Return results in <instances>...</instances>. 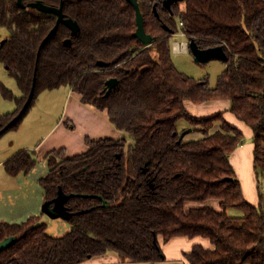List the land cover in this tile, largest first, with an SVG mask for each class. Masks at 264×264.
<instances>
[{
  "label": "trees",
  "instance_id": "trees-1",
  "mask_svg": "<svg viewBox=\"0 0 264 264\" xmlns=\"http://www.w3.org/2000/svg\"><path fill=\"white\" fill-rule=\"evenodd\" d=\"M60 8L81 28L73 37L58 17L17 0H0V28L9 32L0 46V63L21 96L1 85V95L17 108L0 117V135L16 131L40 94L70 88L80 102L107 112L121 138L86 140L84 154L48 153L40 181L45 201L60 189L70 199L66 235L55 238L41 217L0 224V243L16 239L0 252V264H81L107 253L127 263L157 264L164 257L159 239H209L214 248L195 246L188 264H264V191L258 207L244 199L231 157L245 140L224 113L196 118L187 103L229 102L230 113L253 131L254 169L264 186V0H184L170 10L163 0H137L154 44L146 47L134 34L136 12L128 0H24ZM185 4L184 11L180 5ZM156 6V11L154 7ZM184 25L179 28L180 24ZM184 34L199 49L223 47L226 70L216 88L209 78L185 75L175 66L172 38ZM70 39L72 45L65 42ZM47 40V41H46ZM190 54V47H189ZM118 81L112 92L107 83ZM199 138L180 140V121ZM130 138L132 141L129 142ZM38 165L36 151L12 156L4 164L10 177L27 176ZM220 201V211L190 209V202ZM231 210L243 214L228 215Z\"/></svg>",
  "mask_w": 264,
  "mask_h": 264
},
{
  "label": "crops",
  "instance_id": "crops-1",
  "mask_svg": "<svg viewBox=\"0 0 264 264\" xmlns=\"http://www.w3.org/2000/svg\"><path fill=\"white\" fill-rule=\"evenodd\" d=\"M180 8L182 11H184L185 4H181ZM182 35L184 34L182 33ZM184 38L186 37L184 36ZM172 45L173 53L189 52V41H182L180 43L177 41L174 44L172 43ZM16 86L14 87L10 83L9 87H5L6 89L11 88L9 90L13 91V93L15 92V90H17L20 95L17 96L15 93L14 94L16 97H20L21 91ZM62 89L63 88L54 91L59 92ZM66 89L67 92L64 94L63 97L64 109L62 115L60 116L61 118L55 123L53 127L46 129L44 132L40 133L42 127H37L32 131L26 129L25 132H20L23 137L22 141L19 143V146L22 147L19 152L35 150L37 154V162H42V160L44 161V157L48 153L61 150H65L67 152V156L71 158L75 155L86 153V151L88 150V145H86L87 139L99 141L100 139L105 138L118 139L123 137L124 134L120 130H117L115 126L110 123L109 115L107 114V112L98 111L90 105H83L82 102H80V96L78 94L73 92L70 88ZM54 91H51L50 93H53ZM2 102L3 100L0 97V104H2L0 105V109L4 107ZM8 104L9 105L5 109L7 110V112L1 113L0 117L6 114H10L11 112L16 110V104H14L12 101H10ZM186 108L188 110V113L199 119L214 116L217 115V113H224L225 121L230 126H234L243 133L245 142L241 146H239L237 150H235V152L233 153L231 157V165L236 171L237 178L239 179L240 184L242 185L244 199H246L247 202L251 205L258 207L260 203L259 193L260 189L263 188V181L261 180V178H259V176L257 175V171L254 169L253 152L255 145L253 140L252 129L249 126H246L241 121H239L234 114L230 113L229 102L216 101L202 105H194L193 103L188 102ZM178 128L180 132L184 133V131L186 132L192 127H190L189 123L187 124L185 121L182 120L178 123ZM18 153H15L14 155ZM12 156H9L7 159L2 158L0 161V168H4L5 162L8 159L12 158ZM46 175L44 177H46ZM2 177L4 179L2 186H0V201H3L4 203L10 204L12 206H14L16 202L24 203L26 207V210H24V212L22 213L18 214V212H14V214H12L11 216L12 220H7L8 223L10 222L13 225L19 224V221L16 220H21L25 218V221L21 222L24 223L29 220V218L32 216L41 217L43 222L46 219H49L43 213V204L46 202L44 198V193H42L41 190L39 191L37 186V183H40L42 179L34 181L36 182L35 186L37 188L35 190L33 189L30 191L28 189V185L31 183V181H29V178L27 176L10 177L5 171ZM21 178H26L25 180H22V185L24 187L21 186V182L19 181V179ZM228 215H230V217L232 218H240L243 216V214H241V212L237 210L229 211ZM64 222L67 223V225L66 223H64V228L69 231L70 225L67 221ZM46 225L48 226V224ZM159 246L161 247L164 260L163 262L157 264H188V260H186V255L190 254L195 246H202L205 250H212L214 248L213 244H211L209 239H204L201 237L191 239L187 237H176L168 242L164 241L163 238H161L159 239ZM81 264L131 263L122 261L119 255L115 253H107L103 256L90 258L89 260L82 262Z\"/></svg>",
  "mask_w": 264,
  "mask_h": 264
},
{
  "label": "rangeland",
  "instance_id": "rangeland-1",
  "mask_svg": "<svg viewBox=\"0 0 264 264\" xmlns=\"http://www.w3.org/2000/svg\"><path fill=\"white\" fill-rule=\"evenodd\" d=\"M8 37H9L8 30H6L5 28H0V44L2 42L6 41L8 39ZM172 40H173L172 41L173 44L177 41L179 43L182 41L188 42V39L184 38V36L182 35V32L180 30H179V33L173 37ZM172 54H173V61L175 63V66L177 67V69H179L180 72H182L185 75H188L189 77L194 78L196 80H201L205 76H207L209 78V83L211 84V88H216V85L218 83L217 80H218L219 76L226 70V67L222 61L215 60V61H212V62H209L206 64L197 65L195 63V59H194L193 54H190V52H185V53H175L174 52L173 53V51H172ZM10 83L12 84V86H14V87L16 86L15 80L10 76V74L7 73L5 68L0 63V85L4 84L6 87H9ZM9 89H11V88H9ZM16 91L17 90H15L14 93L17 96L20 95V93L18 91L17 92ZM66 92H67V89L63 88L59 92H56V91H54L53 93L44 92V93L40 94L39 98L35 102L36 105L31 110L29 115L26 116V119L22 123L20 128L16 131H11V132L7 133L4 137H2L0 139V161L2 158L7 159L9 156H12L15 153H18L19 150L22 149V147L19 146V143L22 141V137H23V135L20 134V132L23 133L26 131V129H29V131H32V130L36 129L37 127H39V128L42 127V129L40 131V133H41V132H44L46 129L51 128L55 125V123L61 118L60 116L63 113V109H64L63 97H64V94ZM0 97L3 100L2 103L4 105V107L2 109H0V115H1V113L7 112V110H5V109L9 105L8 104L9 101L5 100L2 97L1 93H0ZM0 105H2V104H0ZM14 109H15V107H14ZM2 110H5V111H2ZM192 131H193V129H192ZM188 135H187L188 139L199 138L198 134H196V133H194V134L189 133ZM38 137H40V136H38ZM36 140H38V139H36ZM128 140H130L129 142L132 141L130 138H128ZM33 151H35V150H33ZM4 173H5V168H0V186H2V183H3L4 178L2 176L4 175ZM46 173H48L47 162H45L43 160H42V162L39 161L37 167L33 171H31L30 173L27 174L29 181H31V183L28 185L29 186L28 189L30 191L33 189L35 190L37 187L35 186L36 182H34V181L41 180L46 175ZM20 176H25V175H20ZM25 179L26 178L19 179V181L21 182V186H23L22 180H25ZM261 180H262V178H261ZM32 182H33V184H32ZM37 186H38V190L42 191L39 182L37 183ZM262 191H264V186H263ZM10 193H12V192H10ZM42 193H44V191H42ZM219 203H220V201L218 202L216 200H208V201H205V203L190 202L186 206V211L189 212L190 209H192V208L193 209H205L207 207L211 208L215 211H220ZM25 208L26 207H25L24 203L16 202L14 204V206H12L10 204L4 203L3 201H0V222L1 223L2 222L8 223L9 220L10 221L12 220L11 216H12V214H14V212H18V214L22 213V212H24V210H26ZM17 217H18V215H17ZM24 219L25 218H23L21 220L17 219L16 221H19L18 223H21V222L25 221ZM64 221L65 220H62V219H58V220L46 219L44 222L42 220V223L48 224L49 234L51 236H53L55 238H59V237L66 235V233L68 232V230H66L63 226L64 223H66ZM66 225H67V223H66Z\"/></svg>",
  "mask_w": 264,
  "mask_h": 264
},
{
  "label": "water",
  "instance_id": "water-1",
  "mask_svg": "<svg viewBox=\"0 0 264 264\" xmlns=\"http://www.w3.org/2000/svg\"><path fill=\"white\" fill-rule=\"evenodd\" d=\"M18 1V6L21 9H32L35 11H39L45 14H54L58 17L57 23L55 25V27L53 28L51 34L48 36L47 40L52 38L53 36H55L58 32V28L60 25H63L65 27H68L71 32H72V36L76 37L78 36V34L81 31V28H79V25L71 20V19H66L65 18V14H63V3L61 4L60 8H50L48 6H46L43 2L39 1L37 3H31L29 5H26L24 3V0H17ZM129 3L133 6L135 12H136V25L138 26V29L136 31V33L134 34V37L142 42V44L146 47H149L151 45L154 44V40L153 38L147 34L145 26H144V16L142 11L140 10L139 7V3L137 0H128ZM184 0H164L163 1V6L166 10H170L171 6L173 4H178V3H183ZM154 11L155 13L158 15V11H156V6L154 7ZM46 40V41H47ZM5 42V41H4ZM4 42L1 43V45L3 46ZM66 47L72 45L71 40L68 39L65 42ZM190 51L194 56L195 59V63L197 65H202V64H206L212 61H222L225 62L227 61V54L225 53L223 47L218 46L215 47L213 49H199L198 45L192 41L190 42ZM35 83L36 81H34L33 83V89L31 91V94L25 104V107L23 108V110L21 111L20 115L11 122L10 125H8L5 129H3L0 132V135L3 134L5 131L9 130V128L11 127V125L15 124L17 121H19L21 119V117L25 114L26 110L29 108L31 101L34 98V94H35ZM118 81L116 79H113L111 81H109L107 83V91L108 92H112L113 89H115L117 86ZM192 132V129H189L188 131L182 133L180 140H183L189 133ZM70 199L69 196L65 195V193L63 192V190L60 189L59 195L57 197V199H55L54 201H46L43 204V213L51 220H58V219H62L65 221H69V219L72 218L71 213L69 212V210L66 207V202ZM16 241V239H8L5 240L3 242L0 243V252L4 251L5 249H7L10 245H12L14 242Z\"/></svg>",
  "mask_w": 264,
  "mask_h": 264
},
{
  "label": "built area",
  "instance_id": "built-area-1",
  "mask_svg": "<svg viewBox=\"0 0 264 264\" xmlns=\"http://www.w3.org/2000/svg\"><path fill=\"white\" fill-rule=\"evenodd\" d=\"M179 25H180L181 28L184 26V25H182V23H180ZM183 36H184V35H183Z\"/></svg>",
  "mask_w": 264,
  "mask_h": 264
}]
</instances>
